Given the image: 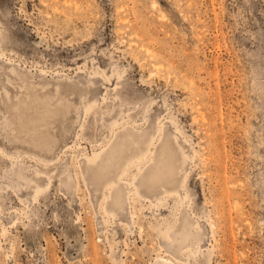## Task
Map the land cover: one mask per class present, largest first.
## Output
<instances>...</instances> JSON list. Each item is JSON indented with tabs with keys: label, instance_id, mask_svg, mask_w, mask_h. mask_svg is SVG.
Here are the masks:
<instances>
[{
	"label": "rangeland",
	"instance_id": "obj_1",
	"mask_svg": "<svg viewBox=\"0 0 264 264\" xmlns=\"http://www.w3.org/2000/svg\"><path fill=\"white\" fill-rule=\"evenodd\" d=\"M162 257L264 264V0H0V264Z\"/></svg>",
	"mask_w": 264,
	"mask_h": 264
},
{
	"label": "bare ground",
	"instance_id": "obj_2",
	"mask_svg": "<svg viewBox=\"0 0 264 264\" xmlns=\"http://www.w3.org/2000/svg\"><path fill=\"white\" fill-rule=\"evenodd\" d=\"M131 129H132L131 127L130 128L122 127L120 130L121 132L118 134L115 133V131L113 130V135H112L111 139H108L99 151H96V152L94 151V152H92L91 156H86L85 159H86L87 163L88 164L99 163L105 170H120V174L118 175L116 180H121V181H123L124 172L131 167V163L138 161L137 165L140 162H143L144 166H146L145 165L146 160H143L144 158L147 157V160H151L153 157L154 158L157 157V155L154 152H152L150 149V144L152 143V141L151 140H145V141L143 140L142 141V139L140 138L141 134H137V138H134ZM144 136H146V135H144ZM148 138H149V136H148ZM141 141L143 142L142 144H141ZM130 145H132V147L134 148V151L130 150V148H131ZM129 150H130V153H129ZM148 151H151L150 155H148ZM166 176H168V178H170L169 174H167ZM137 177L138 176L135 174L134 179ZM161 180L163 183L164 179H160L158 177H153L152 179L148 178L147 180H144V179L141 180L139 178V182L137 184L135 183L136 189H137V191H139V187L142 184H145L146 182H150L147 186V189L150 190L149 192H152L153 190L157 189L160 186H161V188H164V184L161 183L160 186L158 185L159 181H161ZM104 183H105L104 184L105 187L109 189L110 186L113 183H115V180H113V176H111V174H109ZM164 190L167 191V188H164ZM145 192H148V191L145 190ZM148 199H150V198H148ZM163 199H164V195L161 194V196L155 197L154 200L150 199V201L154 203L155 201H161ZM109 212H111V209H109ZM168 232L166 235V239L170 240L171 237H170V234ZM180 249H181V247L179 248V250ZM160 260L164 261V263L166 261V262H169L172 264H176V263H174V261H172L170 258H167V257H162V258H160Z\"/></svg>",
	"mask_w": 264,
	"mask_h": 264
}]
</instances>
